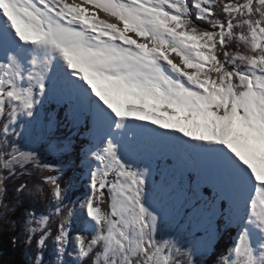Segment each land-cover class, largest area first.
I'll list each match as a JSON object with an SVG mask.
<instances>
[{
    "label": "snow or ice",
    "instance_id": "1",
    "mask_svg": "<svg viewBox=\"0 0 264 264\" xmlns=\"http://www.w3.org/2000/svg\"><path fill=\"white\" fill-rule=\"evenodd\" d=\"M20 204L30 264H264V0H0Z\"/></svg>",
    "mask_w": 264,
    "mask_h": 264
},
{
    "label": "trees",
    "instance_id": "2",
    "mask_svg": "<svg viewBox=\"0 0 264 264\" xmlns=\"http://www.w3.org/2000/svg\"><path fill=\"white\" fill-rule=\"evenodd\" d=\"M64 133V135L68 134V129H66L63 125L60 126V129L58 131V135L62 136L60 133ZM78 143V141H77ZM63 160L66 164L69 163H75L78 160V157L75 153H73L71 156H65L63 157ZM72 168H69V171L66 174V177L69 175H72ZM47 174V173H42ZM78 174V170H77ZM40 179L39 176H33L28 178V182L30 186L36 182H38ZM66 182V178L65 181ZM43 187H47L46 185H43ZM11 188V185H10ZM25 199L33 200L37 203H40L39 197L35 196H27ZM27 205L20 204L18 205V209L16 212H9L8 217L9 219H0V264H30V249L26 247L23 240L19 241L18 243H13V231L10 225V220L12 218H19L22 215V212L20 211ZM41 207L43 205L41 204ZM235 238L234 231H221L220 236L218 237L217 243L220 245L221 248H223L226 245H230L232 240Z\"/></svg>",
    "mask_w": 264,
    "mask_h": 264
},
{
    "label": "rangeland",
    "instance_id": "3",
    "mask_svg": "<svg viewBox=\"0 0 264 264\" xmlns=\"http://www.w3.org/2000/svg\"><path fill=\"white\" fill-rule=\"evenodd\" d=\"M67 129V128H66ZM60 133L62 134V136H64V133H62V131H60Z\"/></svg>",
    "mask_w": 264,
    "mask_h": 264
}]
</instances>
